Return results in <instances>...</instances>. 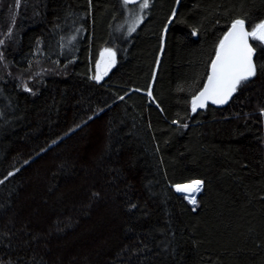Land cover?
<instances>
[{
  "label": "trees",
  "instance_id": "1",
  "mask_svg": "<svg viewBox=\"0 0 264 264\" xmlns=\"http://www.w3.org/2000/svg\"><path fill=\"white\" fill-rule=\"evenodd\" d=\"M143 3L0 0V264H264V44L192 111L264 0Z\"/></svg>",
  "mask_w": 264,
  "mask_h": 264
},
{
  "label": "snow or ice",
  "instance_id": "2",
  "mask_svg": "<svg viewBox=\"0 0 264 264\" xmlns=\"http://www.w3.org/2000/svg\"><path fill=\"white\" fill-rule=\"evenodd\" d=\"M141 7L147 8L148 0H144ZM250 39L264 44V22L256 24L249 31L246 30L245 20H234L223 40L220 41L216 57L211 63V75L208 76L207 84L192 100L193 112L197 108L205 107L208 100H211L213 104L227 103L237 87L256 74V64L253 61L256 49L249 43ZM106 55L111 66L115 62V53L109 49L106 50ZM101 78L100 75L94 77L97 80ZM148 95L151 96V92ZM201 186V181H194L186 186L177 185L176 190L188 193L189 195L185 198L195 204L196 199L191 193L199 192Z\"/></svg>",
  "mask_w": 264,
  "mask_h": 264
},
{
  "label": "water",
  "instance_id": "3",
  "mask_svg": "<svg viewBox=\"0 0 264 264\" xmlns=\"http://www.w3.org/2000/svg\"><path fill=\"white\" fill-rule=\"evenodd\" d=\"M142 0H127V2H126V0H124V2L125 3H127V4H137V3H139V2H141ZM231 27V26H230ZM230 27L227 29V31L225 32V34H224V36L226 35V33L228 32V30L230 29ZM245 27H246V30H249V31H251L249 28H248V26H247V24L245 23ZM224 36H223V38H224ZM223 40V39H222ZM249 43L250 44H252V40L250 39L249 40ZM253 45V44H252ZM254 47V46H253ZM215 57H216V55L214 56V58H213V60L215 59ZM114 60H115V58H114ZM212 60V61H213ZM253 61H254V63L256 64V61H255V54H254V56H253ZM100 63V64H99ZM212 63V62H211ZM115 64V62L113 63V64H111V66H109V58L107 57V55H106V51H104L101 55H100V59H99V62H98V65H97V73H96V76L97 75H100L102 78L101 79H99V80H97V81H102V80H104L105 78H106V76H107V71L113 66ZM209 75H211V65H210V69H209ZM208 75V76H209ZM252 78V77H251ZM250 79V78H249ZM207 81H208V78H207V80L205 81V83H204V85L202 86V88L200 89V91L197 93V95L203 90V88H204V86L207 84ZM235 93H233L232 94V96L230 97V98H232L233 97V95H234ZM196 95V96H197ZM229 98V99H230ZM228 99V100H229ZM209 103H212L211 102V100H208V101H206V104H205V106L207 105V104H209ZM219 105H222V104H219ZM204 108V107H203ZM203 108H197V110L196 111H198V110H201V109H203ZM177 186V185H176ZM176 186H174L175 187V189H176Z\"/></svg>",
  "mask_w": 264,
  "mask_h": 264
},
{
  "label": "bare ground",
  "instance_id": "4",
  "mask_svg": "<svg viewBox=\"0 0 264 264\" xmlns=\"http://www.w3.org/2000/svg\"><path fill=\"white\" fill-rule=\"evenodd\" d=\"M195 181H200V180H195ZM194 182V181H193ZM193 182H191V183H185V184H178V185H181V186H186V185H190V184H192ZM201 189H202V186H201ZM201 191V190H200ZM199 191V192H200ZM199 192H194V193H191V195H193L194 197H195V199H196V197H197V194L199 193ZM181 193H185V192H181ZM187 196L189 195L188 193H185ZM189 200V199H188Z\"/></svg>",
  "mask_w": 264,
  "mask_h": 264
},
{
  "label": "rangeland",
  "instance_id": "5",
  "mask_svg": "<svg viewBox=\"0 0 264 264\" xmlns=\"http://www.w3.org/2000/svg\"><path fill=\"white\" fill-rule=\"evenodd\" d=\"M100 64V63H99ZM186 195V194H185ZM187 196V195H186Z\"/></svg>",
  "mask_w": 264,
  "mask_h": 264
}]
</instances>
